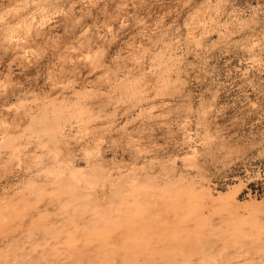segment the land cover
Here are the masks:
<instances>
[{
  "label": "rangeland",
  "instance_id": "1",
  "mask_svg": "<svg viewBox=\"0 0 264 264\" xmlns=\"http://www.w3.org/2000/svg\"><path fill=\"white\" fill-rule=\"evenodd\" d=\"M199 19H206L203 28ZM116 85L126 88L122 97ZM53 98L92 115L90 132L72 140L75 163L84 167L94 158L111 172L143 165V174L159 182L170 174L180 187L204 188L216 223L206 227L205 260L264 264V0H0V126L11 121L16 103ZM78 101H86L83 109ZM23 165L11 161L7 174L2 167L0 184ZM8 193L14 200L19 190ZM249 239L245 256L227 249ZM60 247L58 240L33 257L55 264L60 254L50 249Z\"/></svg>",
  "mask_w": 264,
  "mask_h": 264
},
{
  "label": "bare ground",
  "instance_id": "2",
  "mask_svg": "<svg viewBox=\"0 0 264 264\" xmlns=\"http://www.w3.org/2000/svg\"><path fill=\"white\" fill-rule=\"evenodd\" d=\"M205 22L206 19L197 20L201 28ZM26 28H29V25ZM13 32L16 31L13 30ZM13 32L10 33L11 36L14 35ZM156 59L161 61L162 56L157 54ZM118 90L120 92L117 98L123 96L126 88L123 85L120 87L116 85L113 91ZM43 100V102L38 101L35 106L16 103L19 108L13 109L11 121L0 126V173L1 168L4 167L7 174V164L13 160L18 159L24 164L21 173L14 174V177L11 176L10 179L5 174L6 179H3V184H0V239H3L0 240V264H29V262L42 264L33 256L37 251L43 253L46 250L45 247L55 244L58 240H61V247L55 250L50 249V252L60 254L55 264H85V262L96 264L99 261L100 264H149L150 262L151 264L153 262L154 264H194L195 261L199 264H213L205 260L211 251L205 243L209 237L206 227H212L214 224L212 211H209L207 207L209 202L204 194V188L199 190L193 185L184 183L180 187L176 184L180 179L170 174H165L166 176L160 179L162 182H159L155 174H143L146 173L141 169L143 165L133 166L130 170H125L126 172L114 168L113 171H115L111 172L102 161L93 158L83 160L84 167L79 166L74 162L72 140L78 133L81 135L88 133L92 121V118L89 121L88 117L92 115L88 116L87 113L84 117L83 114L80 115L82 110H79L78 115L76 107L71 106L73 101L68 99L58 101L59 103L56 102L58 100L56 98L49 99L50 101ZM79 103L80 106L77 108L83 109L82 105L86 104V101ZM84 109L88 110L86 106ZM71 117L77 120L71 121ZM64 120L69 122L62 125L61 122ZM137 125L136 128H138ZM123 133L127 134L124 130ZM127 135L125 141L130 145L132 135ZM119 136L124 139L121 135ZM93 139L96 140L95 137ZM134 148L136 150V147ZM114 153L116 154L115 151ZM143 154H145L144 151ZM164 170L166 171L165 167ZM0 177L2 179L4 174ZM9 184L19 187L14 186V188L11 185L15 192L19 190L14 200L7 195L8 192L14 191L9 189ZM182 195L186 200H182ZM167 209L172 213L170 214ZM226 218L231 223L234 221L231 216ZM82 226H85L83 230L86 232L83 233L84 235H78L77 232ZM259 233L261 229L253 233L254 241L259 238ZM95 238L97 241L94 243L91 239ZM51 239L53 242L50 243ZM251 243L249 239V242L242 243L243 248L240 247L241 245H229L227 249L239 258V256H245L241 255L242 253H248L250 246L253 245ZM38 247L41 249L38 250ZM61 256L65 257L61 258ZM236 262V264H246L237 260Z\"/></svg>",
  "mask_w": 264,
  "mask_h": 264
}]
</instances>
